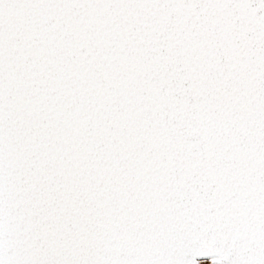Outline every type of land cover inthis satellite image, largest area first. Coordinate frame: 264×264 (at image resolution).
<instances>
[{
  "label": "snow or ice",
  "instance_id": "6c2138e0",
  "mask_svg": "<svg viewBox=\"0 0 264 264\" xmlns=\"http://www.w3.org/2000/svg\"><path fill=\"white\" fill-rule=\"evenodd\" d=\"M0 264H264V0H0Z\"/></svg>",
  "mask_w": 264,
  "mask_h": 264
}]
</instances>
